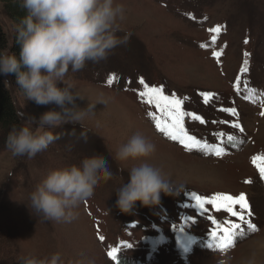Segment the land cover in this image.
I'll use <instances>...</instances> for the list:
<instances>
[{"label":"rangeland","instance_id":"rangeland-1","mask_svg":"<svg viewBox=\"0 0 264 264\" xmlns=\"http://www.w3.org/2000/svg\"><path fill=\"white\" fill-rule=\"evenodd\" d=\"M115 2L125 9L117 35L131 33L128 43L115 48L107 60L87 62L80 72L69 73L85 102L105 101L97 104L95 116L82 121L83 128L68 124L54 129L61 138L31 159L12 156L5 148L6 133L0 130V264H18L19 257L30 253L45 256L57 251L73 264L80 260L85 264H215L220 250L210 236L215 225L209 216L218 223L239 221L209 204L204 206L206 213L195 207L192 192L208 197L215 193L246 195L252 212L246 218L258 230L230 248L231 264H239L247 241L256 233L264 235V179L251 162L253 156L264 153V106L258 96L245 98L243 83L247 80L250 87L264 91V0ZM3 6L0 2V26L10 49L16 25ZM217 25L221 31L212 44L209 29ZM201 44L208 47L201 48ZM221 50L218 62L212 53ZM245 52L250 54L248 71L241 75L238 92L234 85ZM112 73L118 79L109 85ZM3 77L4 83L11 84L5 88L20 124L21 114L39 117L51 107L26 100L16 79ZM140 77L149 86H163L164 94L175 93L183 99V110L205 121L202 124L185 116L189 134L209 144L224 141L226 154L189 152L157 131L148 115L156 112L155 106L138 95L143 90ZM204 92L213 93L208 103L201 95ZM225 108H235L237 115ZM235 122L244 129L242 133L232 126ZM85 129L87 142L79 138ZM220 132L225 136H217ZM136 133L155 144L156 151L148 160L162 169L169 192H161L159 204L142 206L138 201L125 214L115 207V190L127 182L128 169L140 161L118 162L113 157ZM229 134L243 143L232 147L226 141ZM94 152L109 160L113 179L100 182L94 196L75 209L78 215L71 223L45 221L31 208L30 193L49 170L78 164ZM235 210L239 211L238 205ZM113 248L118 249L116 261L107 255Z\"/></svg>","mask_w":264,"mask_h":264},{"label":"clouds","instance_id":"clouds-1","mask_svg":"<svg viewBox=\"0 0 264 264\" xmlns=\"http://www.w3.org/2000/svg\"><path fill=\"white\" fill-rule=\"evenodd\" d=\"M19 3L26 10L15 29L19 57L9 48L0 49V75H14L26 100L51 107L39 117L21 114L23 122L12 125L5 148L14 157L31 159L61 138L54 134V129L68 124H80L83 128L81 122L95 116L98 103H105L103 99L85 102L69 73L80 72L87 62L107 60L115 48L128 43L131 33L117 35L122 31L120 21L125 9L115 0H19ZM5 84L11 85L8 80ZM79 138L87 142L86 129ZM155 151L154 143L136 133L115 152L113 159L118 162L140 161L128 169L127 182L123 181L115 190V207L120 212L131 213L138 201L142 206L157 205L161 192H169L162 169L148 160ZM114 175L105 156L95 152L85 155L78 164L49 170L30 193L31 208L45 221L71 223L78 215L75 209L94 196L101 181L107 182ZM231 251L220 250L215 264H231ZM18 264L73 262L66 261L57 251L45 256L30 253L19 257ZM239 264H264V235L256 233L247 241Z\"/></svg>","mask_w":264,"mask_h":264},{"label":"snow or ice","instance_id":"snow-or-ice-1","mask_svg":"<svg viewBox=\"0 0 264 264\" xmlns=\"http://www.w3.org/2000/svg\"><path fill=\"white\" fill-rule=\"evenodd\" d=\"M213 35L211 36V43L215 44L217 35L221 31V26L217 25L209 29ZM248 43L247 40L244 41ZM201 48H206L208 45L201 44ZM212 55L219 62V58L222 55L221 51H213ZM249 53H244V61L240 69V75L236 78V84L234 87L239 92L241 84V75L247 73L248 71V57ZM118 79L116 74H109L107 79V84L111 85L114 80ZM244 90L246 92V99L252 97H260L261 105L264 106V91H261L256 88L249 86V82L245 80ZM139 84L143 86V90L138 92L139 97L142 100H145L146 103L154 105L156 112H149L148 115L151 117L152 121L155 123L157 131L163 133L171 141H176L181 144L186 151L196 150L203 155H214L216 157H221L226 154L225 148L222 146L224 141H221L220 144H209L207 141H202L197 139L195 136L190 135L188 130L184 126V117L189 116L194 120H199L200 123H205V121L198 115H195L191 112H185L183 110L184 100L178 98L175 93L171 95L164 94L163 86H149L143 77L139 78ZM204 98V102L208 103L209 99L213 96V93L204 92L201 93ZM146 98V99H145ZM187 99V98H184ZM223 111L228 112L232 115H237L235 108H225ZM159 113V114H157ZM264 115V112L261 113ZM223 123V122H222ZM233 127L239 129L242 133L244 129L240 126L238 122L233 123ZM217 136L224 137L225 133H217ZM226 141L232 147H238L239 144L243 143V140L239 139L235 135H227ZM252 164L256 167L261 179H264V153L258 154L251 158ZM250 180H246L245 183H250ZM192 199L196 201L195 207L200 208L205 213L208 211L204 206L206 204L212 205L216 211H225L231 217H236L239 222L234 221H225L224 223H218L217 219L209 216L211 223L215 225V228L211 231L210 236L215 242V247L221 251L230 249L234 246L238 239H244L247 235L256 232L257 225L252 223L250 217L252 215L251 207L247 201V197L244 193H240L238 196H234L228 193H215L208 196L198 195L195 192L191 193ZM239 206V211L235 210V206ZM174 227V226H173ZM183 231V229H181ZM101 240L104 237H100ZM127 247H132L131 244H126ZM209 248H212L213 245L209 244ZM118 249L113 248L110 250L107 255L113 260H117Z\"/></svg>","mask_w":264,"mask_h":264},{"label":"trees","instance_id":"trees-1","mask_svg":"<svg viewBox=\"0 0 264 264\" xmlns=\"http://www.w3.org/2000/svg\"><path fill=\"white\" fill-rule=\"evenodd\" d=\"M3 3L4 11L9 20L17 26L20 18L26 15V10L20 6L19 0H0ZM8 39L0 26V49L7 48ZM10 51L19 57L20 46L16 42L15 34L11 44ZM11 79H15L14 75H9ZM19 113L17 112L12 97L5 88L4 77L0 75V130L6 133L4 140H6L8 132L12 125H19Z\"/></svg>","mask_w":264,"mask_h":264}]
</instances>
